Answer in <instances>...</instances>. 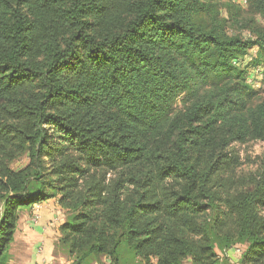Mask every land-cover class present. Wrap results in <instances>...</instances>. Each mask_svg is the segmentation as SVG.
I'll use <instances>...</instances> for the list:
<instances>
[{"label":"trees","instance_id":"obj_1","mask_svg":"<svg viewBox=\"0 0 264 264\" xmlns=\"http://www.w3.org/2000/svg\"><path fill=\"white\" fill-rule=\"evenodd\" d=\"M247 1L0 0V264L53 198L70 264H264V165L234 147L264 141Z\"/></svg>","mask_w":264,"mask_h":264},{"label":"crops","instance_id":"obj_2","mask_svg":"<svg viewBox=\"0 0 264 264\" xmlns=\"http://www.w3.org/2000/svg\"><path fill=\"white\" fill-rule=\"evenodd\" d=\"M37 213L40 221L34 224L32 216ZM64 220V210L54 198L36 203L33 208L24 211L18 222L15 240L9 249V264L51 263L53 251L56 248L59 250V233L56 229L59 230ZM41 246L42 253L39 252ZM240 248L243 250V247ZM218 253L224 264H239L241 255L236 247Z\"/></svg>","mask_w":264,"mask_h":264},{"label":"rangeland","instance_id":"obj_3","mask_svg":"<svg viewBox=\"0 0 264 264\" xmlns=\"http://www.w3.org/2000/svg\"><path fill=\"white\" fill-rule=\"evenodd\" d=\"M229 2H232L233 4L240 6L243 11H246L248 9V1L247 0H229ZM221 14L223 16H227V12L225 9H221ZM256 19L258 22L264 25V18L261 15L256 16ZM230 31L232 33H238L240 35H243L244 37H249L250 33L246 29H238V28H231ZM257 51L256 48H253L249 51V53L241 60L242 65L246 67L248 71V75L253 77V79H257L255 74V69L258 67H261L264 70L263 65H256V57H257ZM259 81V85L255 87L256 90H260L262 95H264V92L262 90L264 89V83H263V77L257 79ZM182 99L180 98L175 104V107H180L182 105ZM235 149L238 151L240 155L241 160V166L238 168V172L241 174H249V173H256L258 170L262 168L264 165V141L255 140V141H249L245 144L237 143L234 145ZM38 214V213H37ZM39 215V214H38ZM65 216V212H64ZM40 217V215H39ZM40 218L37 219L34 224H39ZM57 233H59L58 228L56 229ZM56 237V236H55ZM240 247H243V251L245 249V245H241ZM57 249V248H56ZM53 251V259H51V263L49 264H70L69 257L66 253H64V250L59 248V250ZM45 250V249H44ZM43 246L39 248V252L42 253ZM243 253V252H242ZM242 255V254H241ZM103 258V257H102ZM105 260V258H103ZM45 264V261H43ZM41 264H44V263ZM93 264H98L97 262H93Z\"/></svg>","mask_w":264,"mask_h":264},{"label":"built area","instance_id":"obj_4","mask_svg":"<svg viewBox=\"0 0 264 264\" xmlns=\"http://www.w3.org/2000/svg\"><path fill=\"white\" fill-rule=\"evenodd\" d=\"M255 74L257 79L258 78H262L264 76V70L261 67H258L255 69ZM257 79H253V77L250 78V82L253 83L255 86L259 85V81ZM37 219H39V216L37 214L32 216V221L36 222ZM238 249V252L240 253V255L242 254L243 250H241L240 246H235Z\"/></svg>","mask_w":264,"mask_h":264}]
</instances>
